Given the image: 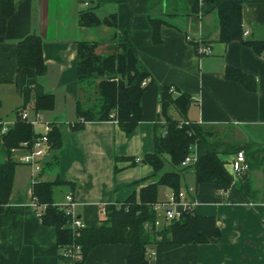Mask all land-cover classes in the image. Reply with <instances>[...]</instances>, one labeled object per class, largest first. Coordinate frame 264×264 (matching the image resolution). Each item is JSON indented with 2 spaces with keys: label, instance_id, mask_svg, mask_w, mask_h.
I'll return each mask as SVG.
<instances>
[{
  "label": "crops",
  "instance_id": "1",
  "mask_svg": "<svg viewBox=\"0 0 264 264\" xmlns=\"http://www.w3.org/2000/svg\"><path fill=\"white\" fill-rule=\"evenodd\" d=\"M228 1L242 3L246 36L241 42L219 40L217 5ZM89 9L100 19L116 14L117 31L81 26L79 17ZM149 18L164 22L158 45L152 41ZM124 31H129L151 75L145 82L149 85L141 102V121L131 136L113 121L85 122L81 130H73L81 121L77 106L90 110L100 105L99 80H78V42L96 43V53L108 56L115 50L117 34ZM30 35L42 40L43 75L18 67L17 45ZM198 41L210 46L209 55L196 53ZM250 42H264V0H14V14L0 43V125L12 126L16 110L26 108L32 118L58 127L63 136L58 162L42 170L36 180L67 183L58 189L62 191L55 195L56 203H64L71 193L76 218L86 228L98 227L107 206L132 194L138 197L142 188L157 181L151 166L133 161L152 154L155 138L163 136L159 87L173 86L192 98L188 121L225 145L251 146L256 153L247 176L226 191L196 185L192 171L185 174L180 190L196 187L194 211L213 217L220 236L203 245H151L156 256L149 264H264V52H255ZM229 69L248 80L228 78ZM37 87L54 96L52 110L34 114ZM169 115L180 119L174 108ZM204 153V146L197 144L190 155L198 160ZM18 155V150L12 152L17 163L13 188L0 214V264H72L57 248L55 229L43 225L38 210L30 206L34 178ZM233 156L222 155L228 172ZM5 159L0 143V180ZM173 193L159 187L158 202ZM129 254L128 245H100L85 264H126Z\"/></svg>",
  "mask_w": 264,
  "mask_h": 264
},
{
  "label": "trees",
  "instance_id": "2",
  "mask_svg": "<svg viewBox=\"0 0 264 264\" xmlns=\"http://www.w3.org/2000/svg\"><path fill=\"white\" fill-rule=\"evenodd\" d=\"M14 14V0H0V43L4 42L7 23ZM219 20V40L223 43L243 41V18L241 2H221L217 5ZM152 28V41L155 45L161 43L160 29L164 24L161 20L149 18ZM83 27L106 26L117 31L118 18L112 14L100 19L93 9H89L79 17ZM255 52H264V42L247 43ZM96 43L78 42L77 76L80 83L99 80L98 95L100 105L90 110L77 106V115L81 121L73 125L78 131L85 122H115L126 136H131L142 119V98L149 85L144 82L150 78V73L141 63L139 52L132 44L129 31L117 34L115 50L108 56L96 53ZM197 53L198 43H194ZM18 67L32 68L38 75L45 72L42 53V40L36 35L27 36L17 45ZM227 77L240 83L248 78L240 71L229 69ZM152 80L150 81V83ZM35 101L32 107L34 114L54 108V96L43 93L35 88ZM192 98L186 93L178 92L173 86L159 87L160 116L164 120V134L155 138L154 152L146 155L140 162L133 164H148L157 178L154 184L142 188L138 197L132 194L120 204L105 208V220L98 227L72 230L69 225L71 216L61 204L55 201L56 190L68 184L58 179L54 181L36 180L31 187L32 197L37 199L39 206H44L40 213L41 223L55 229L57 248L60 251L75 252L79 259L72 264H85L90 252L100 245H128L130 254L126 264H149L146 250L151 245H203L220 236V230L213 217L198 215L195 211L185 212L179 221L172 222L160 231L145 229V224L153 225L155 213L153 206L158 202L159 187H168L178 193L183 186V178L192 171L196 185L210 184L217 191L230 188L233 179L226 169L227 162L222 155L236 154L244 151L251 170L255 151L251 146L230 147L214 139L199 124L187 120V112ZM174 108L180 119H173L169 111ZM19 108L16 110V120L1 134L0 143L5 156L0 180V214L8 204L13 188L15 168L12 152L18 150L24 142L30 147L38 134L35 133L30 121L23 120ZM48 138L53 150V159L44 169H52L58 162V155L63 147V136L55 124ZM197 144L205 149L196 162L182 167L184 160L191 154V148ZM170 170H166V163ZM70 185V184H69ZM73 190V187H71ZM78 248V252L76 249ZM63 257V256H62Z\"/></svg>",
  "mask_w": 264,
  "mask_h": 264
},
{
  "label": "built area",
  "instance_id": "3",
  "mask_svg": "<svg viewBox=\"0 0 264 264\" xmlns=\"http://www.w3.org/2000/svg\"><path fill=\"white\" fill-rule=\"evenodd\" d=\"M246 36V32L243 34ZM191 41L190 37L186 38ZM211 53V48L207 44L198 41L197 54L199 56L209 55ZM145 85V82L143 83ZM20 116L23 120L30 121L34 131L38 134L37 138L34 140L33 144L28 147L26 142L20 145L19 151V162L32 170L34 181L36 177L40 174L45 165L53 159V150L49 142V134L52 131V126L49 123L42 122L37 116L32 118L30 112L26 108L20 110ZM38 128H41V132H37ZM8 130L7 126H3L1 134L6 133ZM193 150V147L190 149ZM140 162V160H136ZM197 161V158L191 157L189 155L184 162L182 167H187ZM229 173L232 176L233 182H239L250 171L249 164L247 163L244 151H239L234 154L232 160L228 163ZM196 187L193 185L187 186L186 188L180 190L177 194L173 193L167 200L159 201L153 206V211L155 213V222L153 225L145 224V229L159 231L160 229L169 226L174 221H179L185 212H191L195 210L197 201L195 199ZM30 206L38 210L40 213L44 210V206H39L37 204V199L32 197ZM63 210L71 216V223L69 227L72 230H80L85 228V225L76 218L74 214L75 202L73 195L70 193L65 197V202L61 204ZM78 252V248L76 249ZM61 256L65 258H70L72 260L79 259L75 252H65L60 251ZM156 256L154 250L149 247L146 250V257L152 259Z\"/></svg>",
  "mask_w": 264,
  "mask_h": 264
},
{
  "label": "rangeland",
  "instance_id": "4",
  "mask_svg": "<svg viewBox=\"0 0 264 264\" xmlns=\"http://www.w3.org/2000/svg\"><path fill=\"white\" fill-rule=\"evenodd\" d=\"M89 91H91V89L89 90ZM16 158H17V156H16ZM18 159V158H17ZM171 168H170V166L168 165V162L166 163V170L168 171V170H170ZM61 191L62 190H56V192H55V195H59V193H61Z\"/></svg>",
  "mask_w": 264,
  "mask_h": 264
}]
</instances>
